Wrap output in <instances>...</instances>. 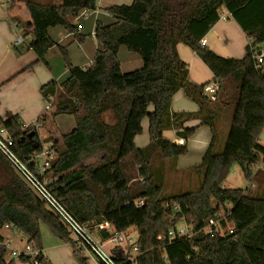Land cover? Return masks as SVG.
<instances>
[{"label":"trees","instance_id":"1","mask_svg":"<svg viewBox=\"0 0 264 264\" xmlns=\"http://www.w3.org/2000/svg\"><path fill=\"white\" fill-rule=\"evenodd\" d=\"M11 2L24 4L31 21L28 48L36 56L35 63L45 66V53L55 45L47 29L61 27L82 42L74 21L97 7V0ZM222 10L248 39L240 59L218 57L199 45ZM108 12L113 23L94 27L99 48L91 66L73 67L67 50L60 47L69 73L62 91L57 94L53 81L39 90L45 101L55 97L51 110L37 120L40 129L60 114L72 115L75 122L61 136L60 144L51 146L56 158L44 174L49 191L77 221L88 223L91 232L95 230L91 221L107 222L117 233L133 229L135 264H264V198L258 196L257 187L254 192L223 188L233 165L239 166L246 180L264 185V171L252 174L256 165L264 167V146L258 142L264 128V64H257L254 57L264 43V0H134L130 6H113ZM178 43L188 47L218 80L214 99L203 93L204 85L194 86L187 80V69L176 50ZM120 47L139 56L142 68L122 73L117 58ZM179 90L198 107L195 113L170 110L171 99ZM231 106L224 144L215 151L214 121ZM105 113L110 114V122L102 118ZM144 118L149 140L137 148L134 139L141 135ZM193 120L207 126L213 135L200 163L189 169L197 175L198 187L192 192L168 191L167 179L179 172L177 158L187 155V140L196 129L184 124ZM0 127L13 140L12 150L21 160L46 144L39 139V128L24 129L17 116L0 119ZM172 130L180 143L163 137L164 131ZM0 165L6 175L0 183V229L8 226L22 233L37 251L38 264H51L42 254L40 227L45 226L55 239L70 246L77 264H85L60 219L1 154ZM138 200L143 203L139 208L135 207ZM171 203L179 205L178 216L192 234L159 242V235L166 237L176 227L169 218ZM220 211L224 213L218 221L220 227L229 225L231 232L206 234L208 220ZM99 235L107 238L106 233ZM115 249L116 263L129 264L123 251ZM6 251L0 237V264H13L5 261ZM19 260L27 262L22 256Z\"/></svg>","mask_w":264,"mask_h":264},{"label":"crops","instance_id":"2","mask_svg":"<svg viewBox=\"0 0 264 264\" xmlns=\"http://www.w3.org/2000/svg\"><path fill=\"white\" fill-rule=\"evenodd\" d=\"M0 0V119L6 120L11 116H17L24 129L33 126L38 118L45 112V100L40 95V87L53 81L57 85V94L61 90V84L69 76L68 69L64 66L59 48H65L68 52L70 63L73 67L87 69L91 66L92 58L99 48V44L94 38V27L96 23L109 25L113 23L108 9L113 6H130L134 0H97V7L91 12H82L75 19V24L80 28L82 42L74 39L73 35L68 34L61 27L47 29V35L55 43L45 53V62L35 63L36 56L28 48L32 41L30 34L31 21L26 8L22 2L5 3ZM46 4L54 0H35ZM17 23L18 28H14ZM21 37L22 44L18 47L13 45V41ZM204 48L211 51L218 57L229 59H240L244 56L248 39L230 16L222 10L218 21L204 35ZM264 55V43L258 46ZM177 54L181 62L187 69V80L194 86L205 85L213 80V75L207 66L185 45L178 43L176 46ZM119 68L122 73H129L142 68L139 56L120 47L117 52ZM31 65V66H30ZM30 67L29 69H26ZM54 97V96H53ZM170 110L174 113H195L198 107L187 99L184 93L177 91L170 102ZM48 113V112H47ZM226 116V115H225ZM102 118L110 122V114H103ZM227 122V116L225 117ZM44 128H39L38 134L41 141H45L46 146H53L60 141L62 135L69 133L75 126L72 115L60 114L51 122L45 121ZM184 127H196L193 135L187 140L188 153L180 156L176 161V175L181 177V182L192 183L191 178L198 185L199 180L194 172L189 171L193 166L200 163L204 153L211 145L213 135L207 126L199 125L198 120L189 121ZM141 135L134 139L137 148H142L148 143V121L146 118L141 121ZM163 137L171 142L180 143L181 140L175 135V131H164ZM259 144L264 146V128L259 138ZM216 145L214 134V148ZM261 167L256 165L252 171H260ZM193 176V177H192ZM187 177V179H186ZM259 181L263 180L259 175ZM196 185V186H197ZM253 187L264 189L257 182L251 180ZM257 190V191H258ZM41 238L43 243L42 254L51 264H77L64 244L57 248L46 249L44 246V234L41 227ZM16 236L18 239L16 240ZM0 237L7 249L5 261H13V264H25L19 259L10 256L11 251H23L27 242L22 233L15 229L5 226L0 229ZM54 251H60V257L53 255ZM28 263V261L26 262ZM30 264V263H29Z\"/></svg>","mask_w":264,"mask_h":264},{"label":"built area","instance_id":"3","mask_svg":"<svg viewBox=\"0 0 264 264\" xmlns=\"http://www.w3.org/2000/svg\"><path fill=\"white\" fill-rule=\"evenodd\" d=\"M10 2L6 0L5 3ZM14 28H18L17 23H14ZM22 44L21 37H17L13 41V45L18 47ZM206 44L205 39L202 38L199 41V45L204 47ZM254 57L257 64H264V55L260 50L254 51ZM203 93L207 95L210 99L215 98V94L219 89V84L217 79H213L211 82L205 84L203 87ZM55 97H49L45 101V112L51 110L52 102H54ZM36 128H39L38 122H35L33 125ZM13 140L10 138L7 131L0 127V154L8 161L11 167L20 175L24 182L35 192V194L48 206V208L60 219L62 224L70 233L73 241L76 245H79V248L86 249L88 253L94 258L93 264H117L115 258L110 254L109 250L104 248V245L107 243L112 244L114 247L125 246L129 250L124 253L125 262L129 264H135L137 257V239L134 241L126 232L117 233L114 230V227L107 222L100 224H95L94 221H91L95 227V231L99 233H106L107 238L96 240L91 231H89L87 225L88 223H81L77 221L60 203L59 201L51 194L48 189V181L45 177V172L50 168L52 161L56 158V153L51 146L43 145L41 150L37 153L30 155L25 161L21 160L12 150ZM250 186H252L250 184ZM143 205L141 200H138L135 203V207L139 208ZM170 220L174 222L177 218H180L178 215L181 211L179 205L170 204ZM222 216L216 215L210 218L204 228V232L208 235H223L225 231L220 227L218 221ZM231 232V229L227 230ZM192 234L190 227L185 223L182 227H175L174 229H169L166 234L159 235L157 240L159 242L164 241L166 238L168 240L178 238L184 239L190 237ZM100 237V236H99ZM10 256L13 259H19L21 256L27 258L28 263L38 264L36 256L37 251L31 247L30 244H27L23 251H11ZM85 264L86 258H84Z\"/></svg>","mask_w":264,"mask_h":264},{"label":"rangeland","instance_id":"4","mask_svg":"<svg viewBox=\"0 0 264 264\" xmlns=\"http://www.w3.org/2000/svg\"><path fill=\"white\" fill-rule=\"evenodd\" d=\"M225 112H226V116H227V122L225 121L226 118L223 114L221 115V117L219 119H216L214 121V128H215L214 134H215V140H216V145L214 148L215 151H220V149L222 148V146L224 144V140H225V137L227 134L228 124H229V120H230V116H231V112H232V106L228 107V110H225ZM60 142H61V140L59 142H56L55 145H59ZM258 166L261 167V169H260L261 171H264V167L261 164H259ZM254 168L255 167L252 168V171ZM5 178H6L5 170L0 165V183H3L5 181ZM186 179H187V177H186ZM167 181H168V183H167L168 191H171V190L176 191V190H178V188H180L182 192H187V191L192 192V191L196 190V188L198 187V185L195 183L193 178L190 179V181L192 183H186V181L181 182V177H179L178 175L171 176L170 178L167 179ZM250 184H251V181H248L245 179V177L243 176V173L241 172L239 166L233 165V167L230 169V171H229V173H228V175H227V177L223 183V188L224 189H240V190H245L246 188H249V190H251V192H254L257 186L253 187V186H250ZM257 194H258V196L264 198V190L262 191L261 188H260V190H258ZM218 215L223 217L224 216L223 211H220L218 213ZM173 223H176L177 227L184 226L183 220L179 219V218H177ZM230 228L231 227L229 225H227L225 227V229H223V231H227ZM41 230L45 236L44 237V246L46 249L51 248L53 250V249L57 248L58 245L63 244L60 241H58L57 239H55L48 232V230L45 226H41ZM91 233L96 240H98V239L103 240V238L95 230ZM126 233L128 235H130L132 240L135 241L137 239L136 232L133 229L126 231ZM17 239H18V236H16V240ZM103 241H105V240H103ZM42 245H43V243H42ZM65 246L71 254L70 246H68V245H65ZM77 247H79V245H77ZM104 248L109 250L110 254H113V251L116 250L115 247L110 243L105 244ZM119 248L123 251V253H125L127 250H129L127 247H125L123 245L119 246ZM80 249H82V247H80ZM53 255L56 256L57 258H59L61 254H60V251H54ZM80 256L82 258H86L87 264H93L94 263V258L88 253V251H86V249H83L80 251ZM25 264H29V263L25 262Z\"/></svg>","mask_w":264,"mask_h":264}]
</instances>
